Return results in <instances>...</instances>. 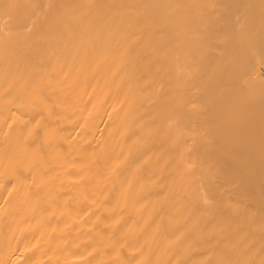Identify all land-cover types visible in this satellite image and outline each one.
I'll return each instance as SVG.
<instances>
[{"label": "bare ground", "instance_id": "6f19581e", "mask_svg": "<svg viewBox=\"0 0 264 264\" xmlns=\"http://www.w3.org/2000/svg\"><path fill=\"white\" fill-rule=\"evenodd\" d=\"M0 264H264V0H0Z\"/></svg>", "mask_w": 264, "mask_h": 264}]
</instances>
